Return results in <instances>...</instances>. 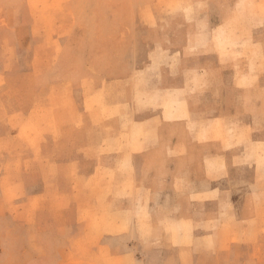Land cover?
<instances>
[{
	"label": "crops",
	"instance_id": "0c3cea01",
	"mask_svg": "<svg viewBox=\"0 0 264 264\" xmlns=\"http://www.w3.org/2000/svg\"><path fill=\"white\" fill-rule=\"evenodd\" d=\"M211 22L213 30L223 25L213 13ZM147 39L139 40L146 59H131L125 74L92 79L90 92L83 89L82 81L83 92L77 96L67 87L55 90L50 101L39 106L50 110V116L44 118L36 108L32 122L21 126V132L34 130L41 137L54 138L47 153H43V143L34 144L45 165L42 188L31 192L26 184H19L20 197L26 201L15 211L20 219L26 221L32 215L33 223L41 225L44 213L52 212L57 226L64 225V232L52 237L59 262H87L108 254L134 264H154L150 255L138 257L131 235L138 242L168 247L177 240L182 247L188 227L224 222L243 230V243L249 248L264 250V163L261 156L249 157L252 147L247 145L250 140L257 145L253 147L264 148V120L259 126L237 122L229 108L204 120L182 97L173 103V110L166 108L170 95L184 90L187 80L180 71L175 75L164 57L155 68L150 55L158 46L165 53L168 48ZM242 66V77L235 73L232 84L244 92L264 90V61L254 64L258 75L250 74L249 63ZM140 80L153 84L148 92L136 93L141 100L134 95ZM112 87L113 94L107 92ZM140 105L146 106L142 112ZM236 126L238 134L232 132ZM248 127L254 132L248 134ZM22 147L33 149L30 143ZM26 162L9 160L21 172ZM244 167L250 169L248 178H240ZM60 181L67 187L62 188ZM171 229H178V234ZM255 229L260 231L258 243L248 237ZM208 236L218 237L221 246L228 244L222 230ZM114 241L125 242L116 246ZM35 247V264H45L53 243L42 237Z\"/></svg>",
	"mask_w": 264,
	"mask_h": 264
},
{
	"label": "rangeland",
	"instance_id": "374dc122",
	"mask_svg": "<svg viewBox=\"0 0 264 264\" xmlns=\"http://www.w3.org/2000/svg\"><path fill=\"white\" fill-rule=\"evenodd\" d=\"M212 13L223 23L215 30ZM147 38L168 48L165 53L158 46L150 55L155 68L164 57L174 74L180 71L187 80L184 90L170 95L166 108L173 110V103L182 97L204 120L225 108L240 123L252 121L259 126L264 120L259 116L264 115V90L259 87L244 92L232 84L235 73L241 76L244 62L250 64V74L258 75L254 64L264 61V0H0V264H35V244L42 237L53 243L45 264H134L108 254L87 262H59L52 237L64 232V225L57 226L52 212L44 213L41 225L40 221L33 223L32 215L26 221L20 219L15 210L26 201L20 197L19 184H26L31 192L42 188L45 165L40 163L41 151L36 152L34 144L43 143V153H47L54 138L41 137L34 130L21 132V126L32 122L30 116L36 108L44 118L50 116V110L39 106L50 101L55 90L67 87L77 96L83 92L82 81L83 89L90 92L92 79L125 74L131 59H146L139 40ZM240 86H244L242 82ZM152 87L140 80L135 92L129 93L141 100L136 93ZM115 91L107 89L111 94ZM145 108L139 106L141 112ZM232 132L238 134L240 128L236 126ZM249 132L254 129L248 127ZM28 143L32 151L22 147ZM247 145L252 147L249 157L261 156L264 163V148L253 147L257 145L250 140ZM14 158L27 159L24 171L18 164H9ZM248 173V167L241 168L240 178ZM58 183L67 187L65 181ZM9 187L15 188L7 190ZM217 226L188 227L182 247L177 240L168 247L138 242L134 235L129 238L138 257L150 255L154 264H264L263 247L252 250L244 244L240 227L226 222ZM221 230L228 235L227 245L208 236ZM259 233L251 230L248 237L258 243ZM124 242L112 243L122 246Z\"/></svg>",
	"mask_w": 264,
	"mask_h": 264
},
{
	"label": "bare ground",
	"instance_id": "6f19581e",
	"mask_svg": "<svg viewBox=\"0 0 264 264\" xmlns=\"http://www.w3.org/2000/svg\"><path fill=\"white\" fill-rule=\"evenodd\" d=\"M217 3V2H216ZM225 14V13H224Z\"/></svg>",
	"mask_w": 264,
	"mask_h": 264
}]
</instances>
